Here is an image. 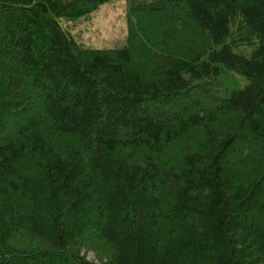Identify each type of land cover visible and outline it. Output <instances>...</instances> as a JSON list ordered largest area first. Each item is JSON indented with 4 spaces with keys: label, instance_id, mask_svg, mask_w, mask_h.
Wrapping results in <instances>:
<instances>
[{
    "label": "trees",
    "instance_id": "trees-1",
    "mask_svg": "<svg viewBox=\"0 0 264 264\" xmlns=\"http://www.w3.org/2000/svg\"><path fill=\"white\" fill-rule=\"evenodd\" d=\"M111 1L0 0V264H264V0Z\"/></svg>",
    "mask_w": 264,
    "mask_h": 264
},
{
    "label": "rangeland",
    "instance_id": "rangeland-1",
    "mask_svg": "<svg viewBox=\"0 0 264 264\" xmlns=\"http://www.w3.org/2000/svg\"><path fill=\"white\" fill-rule=\"evenodd\" d=\"M59 24L67 35L86 48L120 49L125 46L127 37L126 1L113 0L90 15L73 21L60 19ZM84 255L87 261L97 263L92 251L85 252Z\"/></svg>",
    "mask_w": 264,
    "mask_h": 264
}]
</instances>
